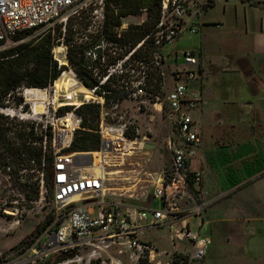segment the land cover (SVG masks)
I'll list each match as a JSON object with an SVG mask.
<instances>
[{
	"label": "rangeland",
	"instance_id": "1",
	"mask_svg": "<svg viewBox=\"0 0 264 264\" xmlns=\"http://www.w3.org/2000/svg\"><path fill=\"white\" fill-rule=\"evenodd\" d=\"M204 4L207 0H201ZM223 0H216L215 6L209 10L207 15L201 16L196 19L197 25L200 26L195 33L191 34L188 31H184L183 36L176 40L171 47L164 45H158L155 48L157 52L153 53L152 59L146 63L144 69L153 71L155 68L161 70L163 79L162 86L156 96L147 98L145 91L136 88L134 91L131 90L125 98L120 100L115 106L111 102H106L105 99L95 92L92 95L84 99L82 95L76 93V89L83 83L76 76L74 70L69 67L64 45H57L61 49V52L56 53L55 47L53 48L54 58L59 64L64 65L66 68L58 77L57 85L55 82L46 88H35L28 91L26 88H19L14 92L16 96H22L23 101L20 104L16 103V99L12 97L5 102L4 106H0V113L6 114L8 111H13V117L15 121L29 122L35 120L42 124H49L54 114L59 115L69 110L70 106L67 104V100L64 98L65 93L74 92L76 95L75 99L71 101L79 103V106L86 103L98 102L100 104V113L98 118L95 120H89L93 125L96 121H100L102 112H107L104 115V120L107 124H114L115 119L112 116H121L123 122L127 123L126 133L128 136H136L138 142H142V147L131 151L129 155L125 156L122 165L113 166L107 168V181L106 187L108 192L116 194V199L123 202L128 207L146 208L151 209L159 206V201L153 199V179L162 170H168L172 163L171 151L167 145V141L172 137V121L175 116L167 103L166 96L168 91L172 87L174 82L175 72L181 67L180 52L185 48L202 49L203 53L206 50L205 44V33L206 30L209 34H212V44H210V51H216L218 49L224 51L238 52L242 48L236 46L237 40H243L242 35L236 38L234 35V28H242V23L238 19V22H233L231 14H223ZM97 3L99 0L96 1ZM238 0H229V6L236 5ZM205 5L203 6V9ZM231 12V10H230ZM72 13H68L64 20L60 22L64 23ZM147 12L145 9L140 10L138 14L128 15L121 19L122 29H125L130 24H139L147 19ZM216 19L221 24L213 25L204 29L202 26V20ZM159 22V21H158ZM99 23L98 13H94V17L91 19V25H89L86 33H96V25ZM56 24L47 25L34 31V34H39ZM159 30L158 24L154 28ZM154 36L157 34V30ZM244 40H248V37L244 35ZM89 37L85 36L83 42H88ZM102 50L105 48L106 43L102 41ZM15 44V42H14ZM13 44V45H14ZM125 47L118 48L117 46L111 47L108 52L114 51L123 52ZM92 50H90L91 52ZM146 54H151L148 47L143 49ZM63 52V53H62ZM160 52V53H159ZM205 52V53H206ZM208 53V52H207ZM63 54V55H62ZM242 55V54H241ZM86 56L93 60V53L86 52ZM207 57V56H206ZM224 57V56H220ZM225 59V58H224ZM66 60V62H65ZM227 60V59H225ZM256 59H254V62ZM213 63V61H211ZM243 68L241 69L242 74L244 71L245 80L251 78L254 79L255 73H259L254 70V65L246 58L242 61ZM260 65L259 68L260 77L264 80V59L256 61ZM255 62V63H256ZM133 60L126 61L119 60L113 66H110L109 70L113 74L123 73L127 76V80L132 79L134 70L132 69ZM103 68V65L94 67L95 70ZM204 74H201V92L203 93V104L201 112L198 109L189 110L188 113L197 120V123L202 132L203 142L199 144V149H196L195 156L189 161L192 163V169L198 170L204 176L205 172H209L211 181L204 186L202 178L203 190L200 195L196 196L195 203L193 205L204 203L205 212L221 199L227 198L228 203L236 205L235 197L242 191V187L252 183L253 179H256V175L264 174V166L259 168V171L248 170L242 172L241 164L244 160L246 163L249 162L250 166L254 167L252 160L255 154V143L253 137L248 139L244 138L243 147L237 152L236 142L234 140L228 141L221 133L223 125H217L220 128L215 129L214 138L211 133V129L219 114L215 107L211 105V98L208 92L218 95L217 97H223V94L233 93L237 97L244 100H251L255 105H261L262 107L258 110V113H264V89L257 86V84L251 86H244L242 81L234 75L232 76L233 84L227 85L226 89L219 88L220 76L219 69L217 70L214 66L203 65ZM239 71V70H238ZM237 71V72H238ZM154 72V71H153ZM224 74V73H223ZM227 74V73H226ZM228 75V74H227ZM256 77V76H255ZM224 78V77H223ZM226 78V77H225ZM210 82V83H209ZM136 81L132 83V86L136 85ZM55 84V86H54ZM195 80L190 81V90L194 91L198 87ZM218 86V87H217ZM217 87V88H216ZM251 87V88H250ZM264 87V86H263ZM91 90V89H90ZM220 92V93H219ZM223 92L222 96L221 93ZM148 96V94H147ZM67 107L64 111L60 109ZM78 112V108H77ZM2 113V114H3ZM18 116V117H17ZM19 116H23L20 120ZM13 119V120H14ZM210 119V120H209ZM134 122L137 127V131L132 127ZM218 122V121H217ZM236 125V123H233ZM99 125V124H98ZM237 128V127H236ZM234 129L236 132L238 129ZM225 130V129H224ZM252 130H248L250 132ZM214 139V140H213ZM234 146L233 152L227 153V149L223 147ZM242 144V143H240ZM137 147V145L135 146ZM134 147V148H135ZM206 150V151H205ZM70 153H75L67 150ZM226 151V152H225ZM200 152V153H199ZM245 156V157H244ZM243 157L245 159H243ZM241 163L239 164V162ZM23 165H13L15 172L10 173L7 170H0V261L5 262H20L18 264H40L43 260L50 258L53 262L56 260V255H61L64 251L51 252L47 256L34 257L41 248V242H38V238L44 233L47 226L53 221V216L56 208L51 201V195L48 188V183L42 176V169L38 165H30L26 160H22ZM231 164L235 168L236 172L231 171L230 166H226L225 174L228 172L234 173L233 179H226L225 183L220 184L218 175L222 174L224 165ZM247 169V167L245 168ZM233 170V169H232ZM238 171V173H237ZM240 172V173H239ZM256 175H253L255 174ZM225 174L223 175L225 177ZM43 177V186L41 187V179ZM208 177L206 174L205 180ZM207 181V180H206ZM230 188V189H228ZM257 188V187H256ZM197 195V194H196ZM250 200H253V205L245 201L241 206L248 205L252 206V210L247 211L251 216H256L258 209L256 204L260 205V202H264V187L262 189L254 190L253 195H249ZM231 199V200H230ZM215 200V201H214ZM186 201L182 202V205H191ZM234 208L230 209L224 202H221L216 207V212L213 217V234H214V256L207 260L208 264H254L247 258L243 257V248L241 245V237L239 231L243 226L242 222H235L230 220L233 214ZM243 211H241L242 214ZM205 213V214H206ZM240 216H236L237 220H240ZM253 221L250 222L252 226ZM257 223V222H256ZM196 220H193V231L196 229ZM255 225V224H254ZM253 225V227H254ZM257 225V224H256ZM226 234H230V245L226 248L225 238ZM140 237L145 241L150 242L158 248L159 251H166L167 254H171V259L163 260L164 255L160 257L162 264H186V261L177 252H174L172 243L180 245L183 238L179 232V226L172 224L171 226H164L162 228L144 230ZM102 247V245H101ZM104 252L103 247L96 249L97 254L101 255L102 258L111 256L119 259L121 264H133L128 257L127 252L120 251L117 246H111ZM92 248H81L75 249L69 257L72 261L65 264H87L89 253ZM164 251V252H165ZM165 252V253H166ZM229 253V254H228ZM173 255H175L173 257ZM227 257V259L225 258ZM66 260L56 262L54 264H63ZM203 261L200 263L202 264ZM91 264H97L93 257H91ZM258 264V263H257ZM264 264V262L262 263Z\"/></svg>",
	"mask_w": 264,
	"mask_h": 264
},
{
	"label": "built area",
	"instance_id": "2",
	"mask_svg": "<svg viewBox=\"0 0 264 264\" xmlns=\"http://www.w3.org/2000/svg\"><path fill=\"white\" fill-rule=\"evenodd\" d=\"M96 1L0 0V49L11 47L14 44V36L20 32L35 31L54 22H60L68 13L76 14L92 6L93 17L94 13H98L99 23H102L103 0H99L98 3ZM203 6L201 0H161L159 30L154 36V43L171 47L185 30L195 33L199 29L196 19L200 17ZM179 57L182 61L181 67L175 72L174 82L166 96L169 108L175 112L171 129L173 136L167 141L172 163L168 170H162L153 179V199H157L160 205L147 209L126 207L122 203L109 201L107 175L93 174L92 157L90 162L83 158L80 163H75L74 153L67 150L82 118L77 113L79 103L71 101L76 97L74 92L65 93L64 98L68 101L69 110L59 115L54 114L49 124L42 126L43 129L49 126L53 134V163L48 177L52 191L51 201L56 211L53 221L37 240L41 242V248L34 257L47 256L55 251L72 252L75 249L92 248L87 264H91V257L97 264H121L119 259L111 256L102 258L96 252V249L103 247L106 253L105 249L117 246L120 251L129 254L128 257L133 264H162L160 257L166 253L143 240L140 234L145 229L158 228L166 222L177 221L181 237L191 244L188 253L178 255L186 264L204 259L208 248L207 238L189 228L188 218L199 214L205 204L182 205V202L186 201L190 185L201 179L200 171L194 172L189 168V161L195 156L202 138L197 122L188 113V110L198 108L202 103L201 58L199 52L193 48L183 49ZM192 80L197 82L198 87L194 91H191L189 86ZM118 102L113 104L117 106ZM3 115L8 117L9 121L16 122L12 110ZM104 115H107V112L101 114L98 133L101 144L102 141L108 142L110 155L117 157V148H120L123 139L138 143L137 147L131 149L132 151L142 147L143 143L138 142L136 136L127 135V123L123 122L121 116H112L115 123L107 124ZM19 119L22 120L23 116H19ZM30 122L36 121L30 120L25 124ZM130 123L137 131L134 122ZM26 129L30 130V126L27 125ZM27 143L35 144L29 139ZM2 152L3 148L0 145V154ZM5 154L9 163L4 165L0 159V170L10 172L14 169V163L9 161L10 155ZM115 160L112 159V163H116ZM31 164L34 166L35 162L32 161ZM104 166L106 165L102 164L101 168ZM42 183L43 177L41 187ZM75 196L78 198L73 199ZM52 235L54 241L51 240ZM67 259L63 264L73 260ZM18 263L20 262L0 261V264Z\"/></svg>",
	"mask_w": 264,
	"mask_h": 264
},
{
	"label": "trees",
	"instance_id": "3",
	"mask_svg": "<svg viewBox=\"0 0 264 264\" xmlns=\"http://www.w3.org/2000/svg\"><path fill=\"white\" fill-rule=\"evenodd\" d=\"M206 5L212 6L213 0H207ZM160 8L161 0H103L104 20L102 23H97L95 34L86 33L93 18V6L69 16L64 23L56 22L53 27L39 34H34V30L16 34L13 38L14 45L0 49V106H4L6 100L11 97L20 104L23 97L14 94L19 88H46L58 79L66 67L54 58L53 48L57 45L65 46L68 65L83 85L93 89L106 102L120 101L129 91H134L136 88L145 91L148 94L145 96L152 99L162 86L163 76L158 68L153 72L146 71L144 67L152 59L153 53L157 52L155 47L158 45L154 43L155 32L152 30L158 24ZM142 9L147 12L148 17L145 21L130 24L125 29L121 28L123 17L138 14ZM85 36L89 37L88 42H83ZM101 41L106 43L103 50ZM97 45L99 46L96 47ZM114 46L125 47V50L108 52ZM146 47L150 49L151 54L143 51ZM90 50L94 54L93 60L86 56V52L91 54ZM130 51L131 54L128 55ZM123 59L125 62L129 60L134 62L132 79L127 80V76L123 73L116 75L109 70L110 66ZM100 65H103V68L93 70ZM135 81L136 85L132 86ZM100 107L97 102L78 107L77 113L82 120L79 128L74 132L69 151L88 152L100 149L99 120L94 125L89 122L99 119ZM65 109L68 108H62L60 111ZM27 125L30 126V130L26 129ZM42 126L38 122L13 123L8 117L0 114V145L3 148L0 159L4 165H7L9 162L5 153H8L9 161L17 165H23V159H26L30 165L34 161L41 167L42 176L48 183L51 195L48 175L53 163V134L49 126H46V129ZM28 139L35 144H28ZM13 172L14 169L10 171ZM72 253L73 251L63 252L55 256L54 262L47 258L40 264L63 261L71 257Z\"/></svg>",
	"mask_w": 264,
	"mask_h": 264
},
{
	"label": "crops",
	"instance_id": "4",
	"mask_svg": "<svg viewBox=\"0 0 264 264\" xmlns=\"http://www.w3.org/2000/svg\"><path fill=\"white\" fill-rule=\"evenodd\" d=\"M222 3H223V9H224L223 14L232 15L233 22L235 23L234 24L235 27H236V23L238 22V19L242 23V28L240 29L234 28V35L236 36V38L239 37V34L242 35L240 38L243 37V40H237V43H236L237 44L236 46H239L240 48H242V50L238 52H232V51H224V50L218 49L216 51L214 50L211 52L210 44H212L213 35L209 34V32L206 30V33H205L206 40H205L204 46L206 50H208L207 51L208 53L206 51H205L206 53L205 52L203 53L201 47L198 50L196 49L199 52L200 58H201V74L203 76L204 70H205L204 68H202L203 65H209V66L211 65V66L216 67L217 70L219 69L220 71V76H217L216 78L217 80V79H220L221 77V80H220L221 82L220 84H218L220 86L219 87L220 89L222 87L223 90H225L227 85L233 84L232 76L234 75V73L242 81L244 86L248 87V86L257 84L258 87L264 89L263 87L264 80H262L260 77V73H263V72L259 71V68L261 67L258 64V62H256V61H259L260 59L261 60L264 59V0H245V1L238 0V3L235 6L232 5L231 8L229 6V0H223ZM252 3H255V5H253ZM215 4H216V0H213L212 6H207V5L205 6V8L202 10V13L200 14V17H199L200 21H201V16L207 15L209 10H211L215 6ZM202 22H203L202 26L204 27V29H207V27H212L214 24L215 25L221 24V22L217 21L216 19H209V20L204 19L202 20ZM198 27L200 29V26ZM244 35L248 37V40H244ZM182 36L183 34L178 39H180ZM221 55L224 57H220ZM224 58L227 60H225ZM246 58L249 59V61L254 65V70L259 72L258 74L255 73L256 77L254 76V79L251 78L250 81L249 79L245 80L244 78L245 76L243 75L244 71H243V74L241 71V69L243 68V66H241L243 63L242 61L243 59L246 60ZM254 59H256L255 61L256 63L254 62ZM211 61H213V63ZM201 86H202V82H201ZM208 93L210 94V98H211L210 104L213 105V107H215V109L217 110L219 114L218 118L216 119L218 122L215 121V123L212 126L211 136H213L214 138L215 129L220 128L217 125H223L221 126V127H224L222 128V132H223L221 133L222 136L228 141L234 140L236 142V146L238 147L237 152L239 148L241 149L243 145H245L243 144L244 138L248 139L249 137H253V142L255 143L256 149H255V154H254L252 163H254L255 166L251 167L248 161L246 163L243 160L241 164V168H242V172L247 171V173L250 172L248 168H250V170H255V172L259 171V168L264 166V113H258V110H255V109H259L262 106L255 105L251 100L241 99L237 97L236 95H234L232 92L231 93L229 92L227 94L225 93L223 94L222 92L221 96L223 94V97H217L218 95L216 94L215 96L214 93L212 92H208ZM202 104H203V93H202V103L197 108L199 112H201L202 110L201 109ZM192 119L197 122V120L194 119L193 117ZM234 122L236 123V125L233 124ZM235 128L237 130L236 132H233ZM198 129L200 131V135H201L202 142H203L202 132L200 130L199 125H198ZM248 130H252V131L248 132ZM223 148L227 149V153L231 154L233 152V149L236 147L234 146L231 147L229 146V143H228V146L223 147ZM244 157L243 159H245ZM240 163L241 161L239 162V164ZM227 165L229 164L224 165L221 175H218V172H216L215 170L218 180L220 181L219 185H221L222 183H225L226 179H233V177L235 176L234 173L228 172L229 168L227 169L228 174H225ZM229 166H230L231 171L236 172L237 169L235 170V168L232 167L231 164ZM246 167L247 169H245ZM189 168L191 171H194V172L198 171V170L192 169V163L189 164ZM206 174H208V177L206 178L207 181L205 180ZM224 174H225V177L223 176ZM253 175H256V173ZM203 177H204V180H203L204 186H206L211 181L209 172H205L204 176H202L201 174L200 181H197L194 184L190 185L188 189V192L186 195L187 203L194 204L196 201L195 200L196 196L200 195V192L203 190V187H202ZM256 187L259 190L264 187V174L256 175V179H253L252 183L242 187L243 188L242 191H240L239 194L235 197V200L237 203L236 205H231L230 203H228L229 200H227V198H224V199H221L219 202H216L211 207V209L207 211V213L205 212V209H202L199 214L192 215L191 217L188 218L189 228L193 231L192 225H193V220L195 219L196 229L193 232H200L203 236L207 238V241H208L207 252H206L204 259L202 260L203 261L202 264H208L207 260H211V258H216V257H213L215 254H214V248L212 247L214 243V234H213L214 232L213 231V220L214 219L213 217L216 216L215 215L216 207L221 202H224L230 209L234 208L233 214L231 215L230 220L235 221L237 223L243 221V226L238 232L239 236L241 237L243 257L249 259L250 261H252V263L255 261L254 264H257V263L262 264L264 262V202H260V205H258V203L256 204L258 213L254 217L251 216V214L247 213V211L252 210V206H248V205L241 206V204H243L245 201L253 205L252 202L254 201L253 200L249 201L248 199H250L249 195H253L254 190H257ZM109 194L110 195L107 197L109 201H114L118 204L122 203L124 206L127 207L126 204L116 199V194L114 195V193H110V192ZM146 208L151 209L150 207H146ZM241 211H243L242 214H241ZM236 216H240L241 217L240 220H237ZM252 221H253L252 224L253 225L255 224L254 227L253 225L250 226L251 225L250 222ZM172 224H176L177 226H179L177 221H172V222H166L158 228H162L164 226H171ZM145 230H148V229H145ZM230 238H231V235L226 234V238H225L226 248H229ZM172 247L174 248V252H177L176 255L185 254L191 250L190 242H188L185 239L181 241V244L179 246L176 245L175 243H172ZM174 256L175 255H173V257ZM162 258L163 260H168V259H171L172 257H171V254H167L166 252V254L162 256ZM225 258L227 259V257ZM202 261L195 262L193 264H200Z\"/></svg>",
	"mask_w": 264,
	"mask_h": 264
},
{
	"label": "bare ground",
	"instance_id": "5",
	"mask_svg": "<svg viewBox=\"0 0 264 264\" xmlns=\"http://www.w3.org/2000/svg\"><path fill=\"white\" fill-rule=\"evenodd\" d=\"M55 52L56 53L61 52V49L59 48V46L55 47ZM65 62H66V60H65ZM57 83H58V80H56L55 84L57 85ZM31 89H35V88H29L28 90H31ZM76 93L84 96V98L86 99L92 95V90L88 89L86 86H84L82 84V85H80V87H78L76 89ZM121 142L122 143L119 145L120 148H117V152H116L117 157H113L112 155H110L109 146H108L107 141H102V145L100 146V149L98 151H94V152L92 151L91 152V157L93 160V165L91 166V171L93 172L94 175H99L101 173L104 175H107L108 174L106 171L107 168L122 165V163L125 159V156L132 153L131 149H133L136 145H138L137 142L129 141L126 139H123ZM112 159H116L115 160L116 163H112ZM102 164H105L106 166L101 168ZM77 198H78V196H75L73 199H77ZM51 240L54 241V235L51 237Z\"/></svg>",
	"mask_w": 264,
	"mask_h": 264
},
{
	"label": "water",
	"instance_id": "6",
	"mask_svg": "<svg viewBox=\"0 0 264 264\" xmlns=\"http://www.w3.org/2000/svg\"><path fill=\"white\" fill-rule=\"evenodd\" d=\"M91 152L92 151L75 152L74 153V161H75V163H80L81 159H83V158H87L89 160V162H90L91 161Z\"/></svg>",
	"mask_w": 264,
	"mask_h": 264
}]
</instances>
